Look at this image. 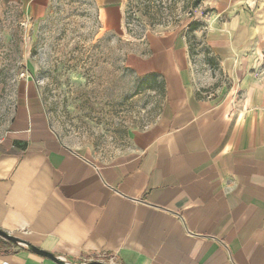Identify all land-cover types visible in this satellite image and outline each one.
Listing matches in <instances>:
<instances>
[{
	"label": "crops",
	"instance_id": "1",
	"mask_svg": "<svg viewBox=\"0 0 264 264\" xmlns=\"http://www.w3.org/2000/svg\"><path fill=\"white\" fill-rule=\"evenodd\" d=\"M95 1L119 35L124 0ZM203 4L191 41L153 34L129 57L164 100L110 161L66 144L28 87L0 142L1 230L75 264H264V0ZM0 264L55 263L0 243Z\"/></svg>",
	"mask_w": 264,
	"mask_h": 264
},
{
	"label": "rangeland",
	"instance_id": "2",
	"mask_svg": "<svg viewBox=\"0 0 264 264\" xmlns=\"http://www.w3.org/2000/svg\"><path fill=\"white\" fill-rule=\"evenodd\" d=\"M203 1L124 0L117 35L104 30L95 0H48L45 11L0 0V142L30 87L66 144L99 162L125 151L164 100L159 82L137 74L129 57L153 34L180 31L191 41V26L208 15Z\"/></svg>",
	"mask_w": 264,
	"mask_h": 264
},
{
	"label": "water",
	"instance_id": "3",
	"mask_svg": "<svg viewBox=\"0 0 264 264\" xmlns=\"http://www.w3.org/2000/svg\"><path fill=\"white\" fill-rule=\"evenodd\" d=\"M0 239L13 244L14 246H17L21 249H25L33 254L39 255L41 257L47 258L49 260H51L52 262H54L55 264H75L72 262L67 261L66 259L63 258H59L54 254H51L49 252H46L42 249H39L35 246H33L32 244H30L29 242L16 237L10 233H7L3 230L0 229ZM86 264H105V263H101V262H90V263H86Z\"/></svg>",
	"mask_w": 264,
	"mask_h": 264
},
{
	"label": "built area",
	"instance_id": "4",
	"mask_svg": "<svg viewBox=\"0 0 264 264\" xmlns=\"http://www.w3.org/2000/svg\"><path fill=\"white\" fill-rule=\"evenodd\" d=\"M90 262H101V263H105V264H118L117 261H115L114 259H108L105 256L100 257L99 259H96V260H90L88 262H85L84 264L90 263Z\"/></svg>",
	"mask_w": 264,
	"mask_h": 264
},
{
	"label": "trees",
	"instance_id": "5",
	"mask_svg": "<svg viewBox=\"0 0 264 264\" xmlns=\"http://www.w3.org/2000/svg\"><path fill=\"white\" fill-rule=\"evenodd\" d=\"M198 28H199V25L195 23L194 25L191 26L190 32H195ZM0 243H3V244L11 246V243H7V242H5V241H3L1 239H0Z\"/></svg>",
	"mask_w": 264,
	"mask_h": 264
}]
</instances>
